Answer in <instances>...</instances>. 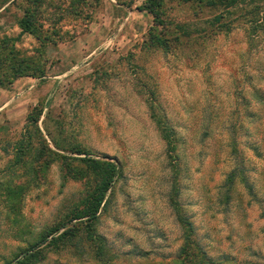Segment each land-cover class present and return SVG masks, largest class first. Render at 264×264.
I'll return each instance as SVG.
<instances>
[{
  "label": "rangeland",
  "instance_id": "obj_1",
  "mask_svg": "<svg viewBox=\"0 0 264 264\" xmlns=\"http://www.w3.org/2000/svg\"><path fill=\"white\" fill-rule=\"evenodd\" d=\"M28 1L0 0V39H18L16 48L46 71L0 87V264L59 223L85 191L57 162L24 190L14 224L1 186L36 108L54 150L51 139L78 164L86 156L72 146L80 145L121 169L96 226L110 264H180L173 201L215 264H264V28L251 34L240 18L222 32L213 24L221 10L164 0V51L148 46L157 20L141 10L147 0H47L39 22L49 40L41 44L17 25ZM8 69L0 62L1 78ZM156 120L174 133L175 152ZM44 253L38 264H102L87 250Z\"/></svg>",
  "mask_w": 264,
  "mask_h": 264
},
{
  "label": "trees",
  "instance_id": "obj_2",
  "mask_svg": "<svg viewBox=\"0 0 264 264\" xmlns=\"http://www.w3.org/2000/svg\"><path fill=\"white\" fill-rule=\"evenodd\" d=\"M47 0H29L24 9V16L17 22L21 35H30L41 44L49 38L43 39L39 22L41 9ZM186 4L198 5L206 9H219L221 13L215 17L213 24L224 28L222 32L231 30L236 19L246 20L251 34H256L264 28V0H180ZM9 2V1H7ZM164 0H147L142 11L148 12L154 22L155 28L149 32V47L168 51L170 41L167 39L168 27L162 21ZM161 28L162 30L160 31ZM184 36H189L186 27H176ZM252 39V38H251ZM18 39L4 37L0 39V62L8 67V74L0 77V87L8 88L21 78L42 79L45 68L38 64L37 58L27 56L25 51L16 48ZM2 75L0 71V76ZM43 115L40 108H36L28 116L29 128L22 140L15 148V157L9 170L10 180L1 186L2 194L7 199L10 212L15 216L14 224L21 222V211L24 190L38 186L40 178L46 176L50 167L60 162L63 169V178L84 182L85 191L80 201L74 205L56 225L47 227L29 241L28 249L20 252L19 256L10 264H38L46 257V249H73L87 250L102 264H110L114 255L107 248L105 239L97 233L96 226L99 222L100 212L107 206V196L121 176L120 167L107 159L91 158L87 151L80 145L72 146L73 154L78 157V164H74L68 157L61 154L65 150L51 139L54 150L42 133L39 122ZM160 127L161 135L167 143L170 152L176 151L173 134L160 120H156ZM50 136V135H48ZM89 157V158H88ZM234 178L235 175L233 174ZM17 179H24L23 183L16 186ZM232 180V179H231ZM177 211L178 220L182 228L184 246L180 250V264H215L201 251L200 245L194 239L192 223L182 217L177 208V203L172 202ZM30 234V232H29Z\"/></svg>",
  "mask_w": 264,
  "mask_h": 264
}]
</instances>
